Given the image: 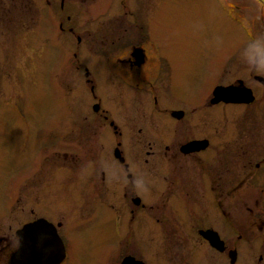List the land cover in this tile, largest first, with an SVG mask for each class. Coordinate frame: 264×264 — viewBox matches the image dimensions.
<instances>
[{
    "label": "flooded vegetation",
    "instance_id": "af4514ba",
    "mask_svg": "<svg viewBox=\"0 0 264 264\" xmlns=\"http://www.w3.org/2000/svg\"><path fill=\"white\" fill-rule=\"evenodd\" d=\"M23 3L0 0V9ZM82 3L91 17L78 25ZM42 4L48 24L66 29L77 42L79 29L88 24L82 32L109 48L89 51L85 65L79 51L72 52L81 70L78 85L89 99L72 115L70 130L59 125V130L42 131L44 120H39L34 133L29 125L14 138L16 150L28 148L30 140L39 145L24 151L23 162L18 156L11 163L13 169L18 163L26 166L24 177L10 183L11 193L0 200V264H31L33 247L45 250L49 232L56 240L58 264H78L75 232L80 223L88 225L97 205L104 210L105 246L119 252L115 264L125 259L127 264H177L187 250L199 248L205 251L195 257L199 264H207V252L211 264H231L233 251L234 264H264V129H257L255 138L254 117L246 116L238 129L236 115L234 131L208 128L215 123L213 115L220 124L224 108L254 111L256 87L264 91V76L237 65L231 81L208 89L202 74L203 80L190 89L192 100L177 97L172 95L170 55L154 44L158 0H78L66 7L61 0L58 8L56 0ZM249 8L250 40L264 35V0H252ZM152 43L155 50L148 46ZM229 86L250 90L253 101H216L214 89ZM128 106L140 117L128 116ZM90 162L94 166L86 167ZM114 169L119 175L110 184L107 175ZM134 176L148 182L147 194L133 190L129 181ZM206 232L223 242V251L212 246Z\"/></svg>",
    "mask_w": 264,
    "mask_h": 264
},
{
    "label": "rangeland",
    "instance_id": "374dc122",
    "mask_svg": "<svg viewBox=\"0 0 264 264\" xmlns=\"http://www.w3.org/2000/svg\"><path fill=\"white\" fill-rule=\"evenodd\" d=\"M18 1H25L26 6L23 3L20 7L13 4L8 7L7 4L0 9V200L11 193L10 183L24 177L26 164L18 163L13 169L12 161L19 156L20 162H23L21 156L24 151L39 145L30 140L28 148L16 150L13 149L14 138L22 137L29 125L34 133V126H39V120H44L42 131L59 130V125L71 129L72 115L78 112L81 101L84 103L89 99L87 91L78 85L81 70L75 68L72 52L79 51L80 62L85 65L90 52L109 48V43L100 40L93 42L89 33L82 32L89 28L88 24L79 29V42L67 35L66 29L60 31L56 24H48L42 0ZM77 1L65 0V7ZM158 1V35L154 38V44L158 43V48L170 55L172 95L192 100L194 96L190 89L203 80L202 74H206L204 80L208 89L215 83L231 81L237 76L234 66L244 65L241 52L249 42L248 18L252 0ZM60 2L56 0L55 7L58 8ZM234 5H237L241 18L234 13ZM60 14L61 11H55L57 17ZM89 14V6L82 3L76 23L80 25L87 21L91 17ZM154 44L148 45L150 49L155 50ZM222 69H226L227 74L224 75ZM100 87L99 91L104 95L102 83ZM256 88H260V92L253 105L254 111L224 108L220 124L219 119L210 113L215 123H209L208 128L234 131L237 129L235 115L239 118L238 129H242V122L254 117L255 126L252 128H256L257 138V129H264V112L260 111V106L264 104V91L261 87ZM108 91L111 94V90ZM83 112L86 113V109ZM126 113L132 118L140 117L131 106L127 107ZM20 115L23 117L19 118ZM103 215V208L97 205L96 214L88 225L80 223L77 227L75 238L78 247L74 259L78 264H115L113 258L118 257L119 252L114 254V246H105L106 236L101 233L105 229ZM99 224V228H94ZM199 250L200 253L205 252L203 248ZM199 250H187L185 258L177 264H199L195 262ZM206 257L207 264H211L213 259H210L208 252ZM165 259H170L167 254ZM243 264L249 263L245 261Z\"/></svg>",
    "mask_w": 264,
    "mask_h": 264
},
{
    "label": "water",
    "instance_id": "95a60500",
    "mask_svg": "<svg viewBox=\"0 0 264 264\" xmlns=\"http://www.w3.org/2000/svg\"><path fill=\"white\" fill-rule=\"evenodd\" d=\"M213 95L217 100H224L226 102H233V103H250L253 101V96L251 95V91L247 90L245 88H236L234 86L229 87H217L213 91ZM205 237L209 240V242L212 244L213 247L217 248L219 251H223V242L217 241L215 238L214 233L206 232ZM54 234H51V232L48 233V245L47 248L44 251L45 257H46V264H58L59 263V257L57 256L58 249H54V245L56 244V240L54 239ZM55 242H54V241ZM24 243L22 244V246ZM20 248V255L22 254L23 248ZM37 246V245H36ZM42 251V252H43ZM40 249L39 247H33L32 249V264H41V262L36 263L37 255L39 256ZM43 253V254H44ZM52 254V255H51ZM57 256V257H56ZM230 262L231 264H234L236 256L235 251L230 253ZM128 259H125L124 264L128 263Z\"/></svg>",
    "mask_w": 264,
    "mask_h": 264
},
{
    "label": "clouds",
    "instance_id": "9594fccd",
    "mask_svg": "<svg viewBox=\"0 0 264 264\" xmlns=\"http://www.w3.org/2000/svg\"><path fill=\"white\" fill-rule=\"evenodd\" d=\"M241 60L249 71L264 76V35H257L249 40L241 52ZM93 166V163L90 162L86 167ZM119 171L114 169L110 174L108 173L107 180L110 184L119 175ZM129 183L137 194H147L150 191L148 182L138 176H134Z\"/></svg>",
    "mask_w": 264,
    "mask_h": 264
}]
</instances>
